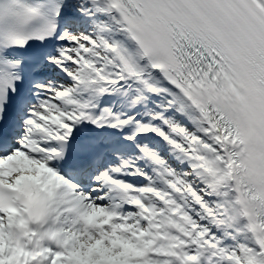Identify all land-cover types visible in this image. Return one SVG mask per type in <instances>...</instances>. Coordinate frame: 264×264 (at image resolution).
Returning <instances> with one entry per match:
<instances>
[{"label": "snow or ice", "instance_id": "6c2138e0", "mask_svg": "<svg viewBox=\"0 0 264 264\" xmlns=\"http://www.w3.org/2000/svg\"><path fill=\"white\" fill-rule=\"evenodd\" d=\"M0 264H264V0H0Z\"/></svg>", "mask_w": 264, "mask_h": 264}]
</instances>
